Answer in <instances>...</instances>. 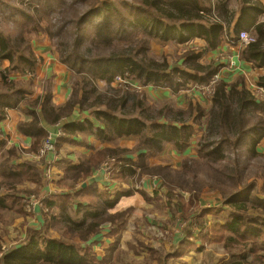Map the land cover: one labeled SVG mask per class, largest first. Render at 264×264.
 <instances>
[{
  "label": "trees",
  "instance_id": "obj_1",
  "mask_svg": "<svg viewBox=\"0 0 264 264\" xmlns=\"http://www.w3.org/2000/svg\"><path fill=\"white\" fill-rule=\"evenodd\" d=\"M43 1L46 2L44 5H42ZM63 1L30 0L28 4L31 10L26 11V23H33V31L45 30L59 38L57 49L60 60L77 76L72 94L66 104L60 106L53 104L50 85L45 88L43 95L29 104L32 107L29 111L31 119L25 124V128L19 127V130L32 138V148H36L37 152L43 138L45 137L46 140L52 134L43 126V120L51 125L61 123L73 114L76 107L98 120L104 128L92 130L96 125L89 119L75 125L64 126L61 135L55 137V148L60 141H69L68 134L72 131H75L72 133L75 134L90 133L92 130L99 140L107 143L119 139H136L137 151H144L140 157L143 160L142 167L146 169L149 168V161L163 154L168 146H172L176 152H185L190 146V141L201 130L198 129L200 127H204L203 134L205 133L199 150L200 158L204 161L211 157L222 161L224 155H215L218 150H222V144L240 146L239 142L242 139L243 146L245 139L251 136L253 143L249 147L253 151L260 143L264 137V120L258 122V124L263 122V125H257L252 129L243 123L240 116L238 132L231 133L236 127L233 114L237 108L242 110V115L245 111L263 106V100L259 99V95L261 93L264 95V75L259 77L258 91L255 93L247 87L245 81L218 80L214 84V92L211 95L214 111L209 117L206 129L204 121L206 112L201 106L190 102L186 109L176 110L171 106L160 109L155 104L152 105L144 92L131 89L128 82L134 80L139 88L147 86L170 88L174 93L186 91L194 84L196 87L208 86L213 77L219 74L221 67L214 62L203 64L200 60L209 53L219 50L225 41L236 46L239 49L238 56L243 61L251 63L254 69L264 68V19L259 20L260 15L264 14L263 0H238L239 11L235 16L233 12L227 10V5L223 1L221 7L217 8L219 15H215L214 9L206 6L203 0L151 1V8L148 5L134 7L138 14H145L144 17L140 16L131 20L134 16L131 13L126 17L118 13L112 17H103L98 14V19L94 18L88 28L84 24L88 22L85 14L89 11L100 9L101 12L115 13L117 9H113L110 2L96 4V0H72L73 9L80 10L83 7L88 9L85 13L81 12L69 17L62 9ZM21 3L24 4L25 1ZM162 5H166L167 9L164 10ZM44 9L58 15L56 23H51L52 25L45 28L40 25L43 18L38 17ZM209 14H213V18ZM51 26L56 27V31H52ZM75 27V34H72V29ZM242 32L254 36V40L249 42L242 40L240 38ZM196 38L203 40L205 44L198 50L199 53L193 51L183 59L185 69L173 66L166 57L155 58L151 55L153 43L157 42L154 40L183 44ZM25 40L27 38L23 36L11 39L0 31V73L2 75L0 83L10 90L13 89L15 93L18 87L9 81L8 71L2 69L1 65L8 60L15 70L35 73L40 58L28 44L23 47ZM118 80H122L123 83H118ZM99 81L104 82L106 87L100 88ZM19 101V97L0 94V122L6 118L9 110L19 104ZM212 136L224 137L215 150L213 143L210 142ZM231 136H235L236 140L232 141ZM3 145L4 141L0 140V152ZM31 149L27 150L28 153ZM115 153V150L106 148L91 155L83 163L88 164V167H84L83 164L74 167L76 168L74 181L84 183L92 172L94 174L99 163L115 158L120 160L121 157ZM21 156L22 154L17 152V157L21 158ZM193 159L196 158H187L183 162L185 172H188L191 163L195 162ZM44 161L46 166L49 159L46 160L44 157ZM44 161H40L41 165ZM9 163L7 166L10 165ZM32 164V161L26 160L16 166L11 165L14 168L11 171L16 173V176L8 177L13 180L10 185H7L8 190L0 184V210L7 208L12 211V208L8 207L9 200L17 204L20 203V199H23L18 196V193L29 194L28 189L21 188L24 183L27 184L24 180L25 174L30 175L26 180L44 182L46 173L41 171V165L35 167ZM171 170V164L165 163L157 174L160 176V173ZM127 173L132 175L133 171L127 170ZM49 181L56 182L53 177ZM172 185L184 188L181 184ZM71 189L74 190L73 186ZM86 189L83 187V190ZM257 191L258 195L253 197L249 196L248 192H242L226 199L221 212L227 210L229 218L226 222L219 221L213 225L205 217L209 211L213 212L216 209L208 211L195 206L196 215L191 217L192 214L188 213L184 198L173 190L171 194L173 204L168 206L174 216L180 217L183 211L185 218L183 219L181 215L180 218L175 219V224L179 226L174 228L171 243H177L174 245L176 249L173 253L167 252L160 255L158 264H187L182 260L176 261V258L182 254L181 245L190 239L192 242L200 241L202 248L210 244L222 245L228 256L238 259L230 264H264V189ZM3 193L5 194L2 195ZM79 194L80 192L75 190L70 195L75 197ZM105 195L106 193L101 195L100 198L104 200L97 203L94 208L86 207L84 203L75 204L77 205L74 207L75 215L85 213L83 219L69 218L71 199H66L64 204L58 206H54L57 204L55 203L57 198L52 203L48 201L49 206L59 209L60 215L55 213L49 215L40 207L36 210L34 214L43 218L44 221L48 215L52 223H60L62 239L49 236L42 230H31L23 242L10 246L5 252L8 243L5 236L9 232L0 223V264H95L96 255L91 241L101 233L103 222H106L102 221V217L119 203V200L111 201ZM128 216L129 212L121 211L115 216L116 218L111 217L107 223L112 228L127 226ZM182 221L186 223V226H183L180 231ZM225 231H228V234H224ZM179 237L184 238L183 241L177 242ZM150 250L154 254L157 251L156 248ZM112 258L113 254L106 263L111 264ZM225 260H220V264H227ZM129 264L142 263L132 261Z\"/></svg>",
  "mask_w": 264,
  "mask_h": 264
},
{
  "label": "rangeland",
  "instance_id": "obj_2",
  "mask_svg": "<svg viewBox=\"0 0 264 264\" xmlns=\"http://www.w3.org/2000/svg\"><path fill=\"white\" fill-rule=\"evenodd\" d=\"M21 1H25V3L22 4ZM28 1L30 0H0V31L11 39H16L21 36L27 38L28 41L25 40L26 43L23 47L28 44L32 51L40 58L38 65L39 69L44 65L46 59H48V55L54 57L58 55L59 61L61 62L60 54L57 49L59 38L54 37L53 34H49L45 30L33 31V23H26V11L31 10ZM151 1L154 2L158 0H96V4L110 2L113 9H117V12H101L100 9L96 11L91 10L85 14L88 22L86 25L84 24V26L88 28L94 18L98 19V14L103 17H112V15L118 13L126 17L127 14L131 13L134 14L131 20H135L140 16L144 17L145 14H138L134 7L148 5L151 8ZM222 1L227 5V10L233 12L235 16L237 11H239L238 0H203V3L206 6L212 7L215 15H219L217 8L221 7ZM45 3L46 2L43 1L42 5ZM71 3L72 0H64L62 3V9L66 16L73 17L81 12L85 13L88 9V7L80 8V10H77V8L73 9ZM162 8L166 10L167 6L162 5ZM209 15L213 18V14ZM40 16L43 18L40 22L43 28L52 25L51 23H56L58 17L56 13L51 14L46 9L41 11L38 17ZM262 19H264V14L259 17L260 21ZM51 27L52 31H56V27ZM75 31L76 27L72 29V34H75ZM197 39L199 38L183 44L174 41L165 43L161 40H154L157 42L153 43L151 55L155 58L166 57L173 66L184 69L186 66L184 65L183 59L193 51L199 53L198 50L202 47L197 44ZM203 44L205 43L203 42ZM225 46L228 47L224 44L221 47ZM38 49H45L46 51L41 54ZM200 61L203 64L214 62V64L220 65L219 80L224 79L228 82L245 81L247 87L254 93L258 91L257 79L261 77L259 73L264 74V68L262 70H257L256 74L253 66L250 68L242 67V58L235 55L234 51L227 50L226 48L214 51L212 56H207ZM61 64L63 63L61 62ZM63 65L65 66V64ZM65 67L67 68V66ZM1 68L7 69L9 81L13 82L18 87V91L20 90L15 93L12 91L13 89L10 90L0 83L1 96L20 98L19 104L12 110H9L6 118L0 122V140L4 141V143H10L12 136L11 133L8 132V127L17 124V130H19V127L25 128V124L29 123L31 119V117L28 116L32 108L29 104H32L31 101H35L39 98V95L33 98L31 93H33V91H41V88H44L45 92V88L49 87V85L52 88L54 82L41 76L38 69H36L35 73H23L19 70H15L8 60L3 62ZM1 78L2 75L0 73V79ZM37 82L41 84L38 85L36 84ZM102 83L104 85L102 87L99 85V87L105 88L106 84L104 82ZM117 84L118 83H116V85ZM128 84L133 90H137L139 87L134 80H129ZM187 90L189 93H187L185 97L190 98V101H195V105L200 104L205 109L206 115L209 114L208 117L204 119L206 129L209 117L214 111L211 91L208 87L197 89L196 84L189 86ZM21 92L24 93L21 94ZM197 96L207 100L210 105L204 107L200 102L196 101ZM259 99L263 100L262 107L245 111L242 115V110L240 108L235 110L233 119L236 120V127L231 134H236L238 132L240 116L242 117L243 123H245L248 128L254 129L257 125H263V122L258 124L259 121L264 120V95L262 93L259 95ZM169 104L171 103L167 104L166 102L163 105L156 106L162 109ZM87 115L89 114L87 113ZM202 121L203 120H201V122ZM74 132L75 131H72V133ZM18 133L20 134L22 132L19 130ZM204 135L205 133L203 134V132H201L196 140L192 139L193 141H190L189 150L184 154H182L183 152H172L163 156L162 161L151 162L150 160L148 169L142 167L143 160L140 156L143 155L144 151H137L138 143H122V141H129L130 139H119L115 142H111L110 144L114 146L111 149L115 150V154L119 155L121 159L118 160L115 158L104 161L102 164L99 163V169L96 167V170L90 166L91 169L99 172L97 174L98 176L97 178L91 177L93 175L92 172L84 183L80 181L75 182L73 179L76 173V168L74 169V167L78 165L72 162L70 163V159L62 155V153H65L62 148V145L65 143L64 141H60L51 154L48 153L50 150L46 147L48 138L45 140V137L38 148V152L36 148H32L31 146V152L23 154L19 151V147L13 145L17 149L10 147L8 148L10 152H4V154L3 152L0 153V184H2L6 190H8L7 185H10L13 181L8 179V177L16 176V173L11 171V169L14 168L11 165L7 166L11 160V157H8L9 153H15L17 156V152H20L22 154L21 162H24L33 152L35 154L33 161L31 159H29V161H32V165H35V167L36 165L40 166V161H44V157L48 155L51 158L48 165L52 164L55 160L52 167L54 173L53 180L55 179V174H57L58 169H63L62 164H69V167L67 170L63 169L62 178L58 182H50L49 178L46 176V179L44 178V186H42V182L37 183L34 180L33 184L30 183L31 180H26L30 175H24V180L27 184L24 183L21 188L28 189L29 194L18 193V196L23 197V199H20V203L18 202L17 204H13V200L10 199L8 207L12 208V211H9L7 208L0 210V223L3 224L9 232V234L5 236V238L8 239L5 252L10 246H15L23 242L31 230H42L49 236L62 239L60 223H52L48 215L44 221L43 218L34 214L40 207L45 209V212L49 215L52 213L60 215L61 212L59 209L49 206L48 201L52 203L57 198L55 200L57 204L54 206H58L64 204L66 199H71L69 218L83 219L85 213L78 216L75 215L74 207H77L75 204L84 203L86 207L94 208L97 203L104 200L100 197L106 193L105 197L111 201L119 200V204H117L116 209L108 210V213L102 217V221L106 222H103L101 233L91 241L96 255L94 258L95 264H108L106 260L111 254H113L111 264H129L132 261L142 264H158L160 255L167 252L173 253L176 249L174 245L177 243H170L173 238L174 228L179 226L175 224V219L180 218L181 215L183 219L185 218L183 211L180 217L173 215V218L167 216L165 213L166 207L173 204L171 198L173 190H175L176 193H180L179 196L184 198V202L187 206L186 209L188 213L192 214L191 217L196 215V213H194L195 206L208 209V211L210 209H216L213 212L209 211V214H206L205 217V219L210 220L211 223L215 225L219 221L226 222L228 220L229 215L227 210L221 212V209L224 207L225 200L230 196L232 197L238 193L248 192V195L253 197L258 195L257 190L264 189V137L261 139L260 143L255 146L253 151L249 147V145L253 143V138H251V136L245 139L243 146L241 145L243 144L242 139L239 142L240 146L228 145V143H226V145L222 144V150H218L215 153V155H224L222 161L217 160L215 157H211L209 160L204 161L200 158L201 154L199 152L200 146L204 140ZM68 136H70V134H68ZM73 137L74 136H72V138ZM223 138V136H212L210 138L214 150L221 144ZM230 138L232 141L236 140L235 136H231ZM23 147L27 146L24 145ZM106 148L108 147H98L96 148V153ZM187 158L196 159H193L195 162L191 163L189 171L185 172L183 169V162ZM56 159H63V161L57 165L60 160L56 161ZM84 162L85 161L80 164L82 165ZM165 163H170L172 170L170 172L164 171L158 176L157 173ZM42 165L40 169L45 173V168L47 166H45V161ZM83 166L88 167V164H83ZM179 168L181 169L179 170ZM127 170L133 171V174H128ZM95 178L96 180H94ZM83 184H86V190H83ZM172 184H181L184 188L173 186ZM71 186H73L74 190L71 189ZM112 186H117L115 188L117 192L113 193L108 190L111 189ZM93 188H95V190ZM100 188L103 190L99 191ZM183 189H185V191H182ZM75 190L80 192L79 196L75 195L74 197L70 195ZM4 194L5 193L2 195ZM154 194H156V197L153 196ZM31 202L36 204V209L32 208ZM148 204H152L153 206ZM121 211H127L129 212V216H134L133 225H129L128 223L127 226L121 225L118 228L110 227L107 221L111 217L112 219L116 218L115 216ZM66 218H68V215H66ZM183 226H186L184 221L181 223L180 231H182ZM224 234H228V231H225ZM183 239L184 238L179 237L177 242H181ZM181 246L182 254L176 258V261L182 260L187 264H220V260L222 259H226L225 261L227 264H230L232 261L238 260L237 258L228 256L226 250H224L220 244H210L206 248H202V243L200 241L194 240L192 242V239H190ZM153 248L157 250L155 254L150 250ZM243 261L247 263V261Z\"/></svg>",
  "mask_w": 264,
  "mask_h": 264
},
{
  "label": "crops",
  "instance_id": "obj_3",
  "mask_svg": "<svg viewBox=\"0 0 264 264\" xmlns=\"http://www.w3.org/2000/svg\"><path fill=\"white\" fill-rule=\"evenodd\" d=\"M196 42L200 46H202V47L204 46L203 40L197 39ZM223 44L227 45L228 47L225 46V47H221V48H226L227 50L229 49L231 51H234L235 55L238 56L239 49L236 46H233V45L231 46V44L227 41H225ZM221 48L219 50H221ZM38 50L40 51L41 54H43L44 51H46L45 49H38ZM219 50H217V51H219ZM212 55H213V52L209 53L207 56H212ZM206 57H203L202 59H205ZM242 63H243L242 67L250 68L252 66V64L249 62L242 61ZM262 69L255 68V73L257 74V70H262ZM38 71H39L41 76H43L44 78H48L49 80H52L54 82V85H52V88H51V93L53 95V99H52L53 104L55 106H60V105L66 104L67 101L69 100L71 94H72L73 84L76 81V76L73 73V71L66 68L63 64H61V62L59 61L58 55H56V57H54L52 55H48V59H46V61L44 62V65L42 67H40V69L38 68ZM249 71H251V70H249ZM259 74H260V76L264 75L263 73H259ZM36 84L39 85L41 83L37 82ZM99 85L102 87L104 84L102 83V81H99ZM137 89L141 90L142 92L145 93V95L148 96L149 100L152 102V105L155 104V105L159 106V105H163L167 102V104L168 103H171V104L166 105L165 107L171 106L173 109L180 110V109H186L190 102H192L194 105L196 104L195 101H193V100L190 101V98L185 97L186 94L189 93V92H187L188 90L180 91L179 93H174L170 88L154 87V86H147L144 88L138 87ZM43 93H44V88H41V91L40 90L33 91L32 96H33V98H36V96H38V95L41 96V95H43ZM198 95H200V94H198ZM196 101L200 102L204 107L205 106L207 107L210 105V103L207 100H204L202 97H199V96H197ZM199 106H201V105L199 104ZM157 108H159V107H157ZM208 115L209 114H207V115L205 114L204 119H206L208 117ZM28 116H30L29 113H28ZM23 117H24V114H23ZM88 119L96 125L95 127L92 128V130L96 129V128H98V129L104 128L103 124H101L98 120H95L94 118H92L90 115H87V113L82 112L79 107H76L74 109L73 114L69 118L62 120L61 123L59 122L57 124L51 125L47 121L43 120V126L47 130H49L54 137H56L62 131V128L64 126L75 125L78 122H84V121H87ZM198 129H201V130L193 137V140L194 139L196 140V138L198 136H200V133L203 132L204 127L203 128L200 127ZM92 130L90 133L72 134V132H70L69 141H65L64 145H62V148L64 149V152H65V153H62V155L68 157L70 159V163L72 162L75 165H79L81 162L85 161L91 155L95 154L96 148H98V147H101V148H105V147L112 148V147H114L110 143L102 142L101 140H99L96 137V135L94 133H92ZM18 131L19 130H17V124H13V125L8 127V132L11 133L12 140L10 143L9 142L4 143L2 151L0 153L3 152V154H4L5 150H7L10 147H13L15 149H17L16 147H19V151H21L23 154L28 153L27 150L32 146V138L29 136H26L22 133L19 134ZM72 136H74V137L72 138ZM132 142L137 143L136 139H130L129 141H122L123 144L132 143ZM13 145H15L16 147H14ZM24 145H26L27 147H23ZM188 150H189V148H187L185 150V152H183L182 154L186 153ZM140 152H142V151H140ZM172 152L176 153V151L174 150V148L172 146H168L163 154L159 155L156 158L151 159V162L162 161L163 156L168 155V153H172ZM9 156L11 157L10 165H12V166L13 165L16 166L17 164H19L21 162L22 158L18 159L17 156L15 155V153H9L8 157ZM34 156H35L34 154H31L30 157H27V160L31 159L33 161ZM47 158L49 160L51 159L50 157H47ZM47 158H46V160H47ZM59 160H60V163H61V161H63V159H58L57 161H59ZM60 163H58L57 165H59ZM68 165L69 164H62V168L67 170ZM63 169H58L57 174H55L56 176H55L54 180L56 182L61 180V178H62L61 176L63 174ZM98 173L99 172L94 171V174L92 177L97 178ZM96 178L94 180H96ZM30 183L33 184L34 182H30ZM43 183H45V181L42 182V186H44ZM84 185L86 187V184H84ZM116 187L117 186H112L111 189H108V190L115 193V192H117V191H115ZM43 189H44V187H43ZM100 189L103 190L102 188H100ZM153 196L156 197V194H154ZM148 205L153 206L152 204H148ZM116 208H117V206L114 209H116ZM166 208H167L165 210L166 215L171 216V218H173L174 216H173L169 206H167ZM133 217H134L133 215L129 216V225H133ZM170 243H171V241H170Z\"/></svg>",
  "mask_w": 264,
  "mask_h": 264
},
{
  "label": "built area",
  "instance_id": "obj_4",
  "mask_svg": "<svg viewBox=\"0 0 264 264\" xmlns=\"http://www.w3.org/2000/svg\"><path fill=\"white\" fill-rule=\"evenodd\" d=\"M240 38H241L242 40L246 41V42H249V41H253V40H254V36L248 34L247 32H242V33L240 34ZM219 77H220L219 74H217V75H215V76L213 77V79H212L210 85H208V86H198V87H196V88H197V89H202L203 87H208V88L210 89V91H211V95H212V93L214 92V84L219 80ZM119 82H120V83H123L122 80H118V83H119ZM61 133H62V131H61L58 135H61ZM54 141H55V137H54L52 134H50V136L48 137V141H47V143H46V147H48V148L50 149V150L48 151V153H50V154L53 153L54 148H55ZM47 157H49V156L47 155ZM47 157H46V158H47ZM50 161H51V159L49 160V162H50ZM49 162H47L46 165H48ZM52 167H53V163L50 164V165H48V167L46 166V168H45L46 176H47L49 179H50L51 177L54 176V173H53V171H52ZM46 176H45V179H46ZM31 206H32V208L36 209V204H35V203L31 202Z\"/></svg>",
  "mask_w": 264,
  "mask_h": 264
},
{
  "label": "water",
  "instance_id": "obj_5",
  "mask_svg": "<svg viewBox=\"0 0 264 264\" xmlns=\"http://www.w3.org/2000/svg\"><path fill=\"white\" fill-rule=\"evenodd\" d=\"M83 187L85 188V185Z\"/></svg>",
  "mask_w": 264,
  "mask_h": 264
}]
</instances>
